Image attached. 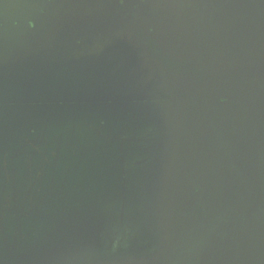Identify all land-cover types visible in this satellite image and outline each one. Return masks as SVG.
Masks as SVG:
<instances>
[{
  "label": "water",
  "instance_id": "obj_1",
  "mask_svg": "<svg viewBox=\"0 0 264 264\" xmlns=\"http://www.w3.org/2000/svg\"><path fill=\"white\" fill-rule=\"evenodd\" d=\"M40 10L0 0V264H264V0Z\"/></svg>",
  "mask_w": 264,
  "mask_h": 264
},
{
  "label": "flooded vegetation",
  "instance_id": "obj_2",
  "mask_svg": "<svg viewBox=\"0 0 264 264\" xmlns=\"http://www.w3.org/2000/svg\"><path fill=\"white\" fill-rule=\"evenodd\" d=\"M1 1L5 2L6 0H1ZM29 1L31 7L35 8V6H39V8L41 9L40 11H35L37 16L46 15L48 8L53 7V4L55 2V0H14V3L20 6V5H26Z\"/></svg>",
  "mask_w": 264,
  "mask_h": 264
},
{
  "label": "snow or ice",
  "instance_id": "obj_3",
  "mask_svg": "<svg viewBox=\"0 0 264 264\" xmlns=\"http://www.w3.org/2000/svg\"><path fill=\"white\" fill-rule=\"evenodd\" d=\"M33 26H35V25L33 24Z\"/></svg>",
  "mask_w": 264,
  "mask_h": 264
}]
</instances>
